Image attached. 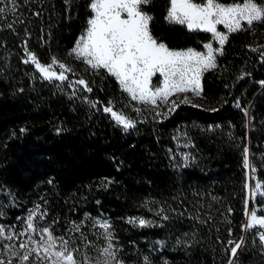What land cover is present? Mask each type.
Returning a JSON list of instances; mask_svg holds the SVG:
<instances>
[{
  "label": "trees",
  "instance_id": "16d2710c",
  "mask_svg": "<svg viewBox=\"0 0 264 264\" xmlns=\"http://www.w3.org/2000/svg\"><path fill=\"white\" fill-rule=\"evenodd\" d=\"M88 2L16 0L14 11L11 0L0 3V223L27 229L35 211L36 228L64 237L81 264L107 259L103 221L116 253L108 264H264L259 229L244 226L243 167L247 148L264 191V23L228 33L216 67L202 74L199 107L178 101L170 112L171 103L132 100L104 69L70 55ZM168 7L142 6L152 34L169 47L203 48L212 34L170 23ZM29 53L64 63L67 79H43L24 63ZM105 107L135 126L124 129ZM25 264L44 263L33 252Z\"/></svg>",
  "mask_w": 264,
  "mask_h": 264
},
{
  "label": "snow or ice",
  "instance_id": "6c2138e0",
  "mask_svg": "<svg viewBox=\"0 0 264 264\" xmlns=\"http://www.w3.org/2000/svg\"><path fill=\"white\" fill-rule=\"evenodd\" d=\"M3 2L4 0H0V3ZM11 3L13 5L11 10L14 11L16 0H11ZM65 3L71 4V0H65ZM148 3L150 0H89L87 7L90 15L86 26L70 52V55L74 54L77 58H81L92 69L97 71L104 69L109 75L115 77L123 91L127 92L132 100L145 105L156 106L157 100L169 103V97L185 94L181 103L199 107L193 104L186 94L192 93L195 97H201L203 72L216 67L215 53L223 54V45L228 36L218 31L217 25H223L231 33L243 30L242 22H245L248 28H251L254 22L264 23V2L258 4L256 0H242V2L231 0L230 3H224L222 0H169L166 20L184 25L189 31L211 33L213 39L220 45V48L214 49L212 43L204 44L206 53L192 48L175 50L153 36L149 26L153 18L142 10V6ZM5 11L4 7H0V14ZM29 62L35 65L45 80L65 81L67 79L64 72L69 69H66L65 65L55 57L48 65H42L35 54L29 53L24 63ZM57 64L62 71L53 70V65ZM157 74L163 77V80L153 84V78L157 77ZM77 83L85 85L87 91H91L84 80H79ZM178 107L175 101H171L169 111H175ZM104 111L110 113L115 122L122 125L124 129L135 126L132 120L122 113L113 111L111 107H105ZM159 114L157 112V115ZM243 167H249L247 148L243 152ZM260 189L261 184L256 183L251 190L252 200H257L258 196L264 197V191H259ZM35 215V211L30 212L27 218V230L31 232L37 231L33 221ZM246 215L250 217L246 230L264 229V215H258L254 208L247 211ZM129 222L136 223L135 220ZM98 224L104 230L105 238L108 240V246L102 250V255L107 258L104 264H108V259L115 260L116 257V253L112 251V233L109 231L111 225L107 221L98 222ZM150 224L151 221L139 220L141 227L150 226ZM39 232L41 234L39 240L29 235L28 243L34 247L29 248L19 257L21 264H25L33 252L36 254V259L41 262L47 258L51 264H81L74 256L75 250H69L68 241L64 237H55L49 227L40 228ZM258 235L259 240L264 243V231H259ZM0 237L8 240L13 238L11 235L5 236L3 227H0ZM58 241H60L59 244ZM228 243L233 244V241L230 240ZM6 247L12 256L17 255L11 246ZM19 247L25 249L28 245L21 242ZM240 247L241 243H235L231 248L233 257L237 255V249ZM41 249L44 253L43 257ZM0 264H6V262L0 259ZM7 264H12L11 259L7 261ZM229 264L234 262L229 260Z\"/></svg>",
  "mask_w": 264,
  "mask_h": 264
},
{
  "label": "rangeland",
  "instance_id": "374dc122",
  "mask_svg": "<svg viewBox=\"0 0 264 264\" xmlns=\"http://www.w3.org/2000/svg\"><path fill=\"white\" fill-rule=\"evenodd\" d=\"M237 2H242V1H237ZM256 2L258 4L262 3V2H258V1H256ZM224 3H230V2H224ZM142 10L145 11L143 8H142ZM145 12H147V11H145ZM147 13L151 16V14L149 12H147ZM243 23L244 22H242V24ZM217 30L228 36L229 32L223 25H217ZM81 33H80V35H81ZM80 35L78 36V38L80 37ZM158 41H160V40H158ZM160 42H163V41H160ZM206 43H212L214 49L220 48L219 42L217 40H214L213 37L210 40L206 41L204 44H206ZM75 44H74V46H75ZM169 48L170 49H175V50H186L188 48H192V49H194L196 51H202V52H205V53L207 51L206 49H204V47L201 48V49L194 48V47H191V46L181 47V48H173V47H169ZM215 55H216V59H217V56L219 55V53L217 52V53H215ZM60 63H62V62H60ZM65 67H66V69H68V67L66 65H65ZM53 70H55L57 72L62 71L59 68L58 64L57 65H53ZM67 72L68 71H65L64 75H66ZM162 80H163V77H159V75L157 74V77L153 78V84H158V83L162 82ZM184 95L185 94H177V95H173V96L169 97V103H171V101H175V102L181 101L183 99ZM186 95L189 96V98L192 100V102H198L199 101L198 97L193 96L192 93H187ZM158 101H160V100H157V102ZM113 111L117 112L118 114H121V113H119L118 111H116L114 109H113ZM248 158H249V167L247 168V173H248V184H247L248 185V201H247V204H248V207L246 209V212L254 208L258 212V215H264V211H262V209H264V203H261L260 205H258L256 203V200H252L251 199V190H252V188H254L256 183H260L261 184V182L258 179H256L255 174L252 171L249 149H248ZM249 218L250 217L248 215H246V220H245V223H244L245 228H246V224L248 223ZM0 227H3L5 229V236L11 235L13 237L11 240L5 239L4 237H0V259L4 260L6 262V264H7V261L9 260V258L12 256L11 252L9 251L8 247H6V246H11L12 250L17 253V255L14 256V257H17V262L21 263L19 257L22 256L26 251H28L29 248L34 247V245H31V244L28 243L29 235H31L32 238L35 239V240H39L40 239V235H41L40 232H39V229H37L36 232H31L30 230H27V229H20V231H18L15 228H13L12 226H8V225H6V224H4L2 222L0 223ZM43 227H47V226H43ZM50 231L52 232V234L55 237H61L59 234H57L53 230L50 229ZM259 231H264V229H259ZM21 233H24V234L21 235ZM45 239H46V236H45ZM21 242H23L26 245H28V247L25 248V249H21L19 247ZM59 243H60V241H58V244ZM237 243H240V242H237ZM68 246H69V250H74L73 247L69 243H68ZM41 256L42 257L44 256V253H43L42 249H41ZM74 256L76 258L75 251H74ZM35 258H36V254H35ZM39 262H41V261L39 260ZM42 263L51 264V261L49 259L45 258V259H43Z\"/></svg>",
  "mask_w": 264,
  "mask_h": 264
}]
</instances>
